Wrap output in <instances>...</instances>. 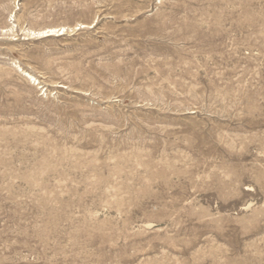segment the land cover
<instances>
[{
    "label": "rangeland",
    "instance_id": "rangeland-1",
    "mask_svg": "<svg viewBox=\"0 0 264 264\" xmlns=\"http://www.w3.org/2000/svg\"><path fill=\"white\" fill-rule=\"evenodd\" d=\"M0 264H264V0H0Z\"/></svg>",
    "mask_w": 264,
    "mask_h": 264
},
{
    "label": "bare ground",
    "instance_id": "bare-ground-1",
    "mask_svg": "<svg viewBox=\"0 0 264 264\" xmlns=\"http://www.w3.org/2000/svg\"><path fill=\"white\" fill-rule=\"evenodd\" d=\"M10 19V18H9ZM83 26V25H81ZM85 26V25H84ZM81 29V28H80ZM65 29L64 28H53V29H45L43 31H38V32H31L30 34L32 36H36V37H48V36H59L62 35L64 33ZM30 31H28L29 33ZM28 35V34H27ZM29 35L31 38L32 36ZM27 38V37H26ZM34 38V37H33Z\"/></svg>",
    "mask_w": 264,
    "mask_h": 264
}]
</instances>
